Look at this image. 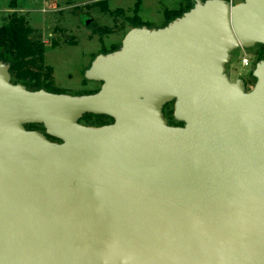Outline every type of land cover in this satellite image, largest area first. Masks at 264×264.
<instances>
[{
    "label": "water",
    "instance_id": "1",
    "mask_svg": "<svg viewBox=\"0 0 264 264\" xmlns=\"http://www.w3.org/2000/svg\"><path fill=\"white\" fill-rule=\"evenodd\" d=\"M258 45L264 0H193L99 54L92 94L0 61V264H264V59L250 90L226 68Z\"/></svg>",
    "mask_w": 264,
    "mask_h": 264
},
{
    "label": "rangeland",
    "instance_id": "2",
    "mask_svg": "<svg viewBox=\"0 0 264 264\" xmlns=\"http://www.w3.org/2000/svg\"><path fill=\"white\" fill-rule=\"evenodd\" d=\"M11 1L0 0V25L13 12L23 16L40 39V47L33 57L42 68L36 67L33 71L41 77V88L70 95L92 94L100 89L101 83L87 80L85 71L99 54L119 49L132 28L163 27L188 7L187 0H16L15 4ZM176 7L179 8L169 10ZM90 18L92 21L87 26ZM244 55L251 59L250 66L242 65ZM260 59H264V47L259 45L234 51L226 65L231 80L242 78L247 89H252L256 82L252 72ZM47 66L53 69L51 77ZM47 79L51 82L43 87ZM12 81L22 83L15 77ZM163 112L169 125H181L173 115L174 102L166 104ZM112 122L109 117L91 113L80 119L81 124L93 127ZM27 129L45 133L42 125H29Z\"/></svg>",
    "mask_w": 264,
    "mask_h": 264
},
{
    "label": "trees",
    "instance_id": "3",
    "mask_svg": "<svg viewBox=\"0 0 264 264\" xmlns=\"http://www.w3.org/2000/svg\"><path fill=\"white\" fill-rule=\"evenodd\" d=\"M11 2L15 4L16 0ZM187 2L188 7L184 12L193 6V0H187ZM184 12L176 17L181 16ZM39 47L40 39L35 37L33 29L27 24L25 18L16 12H13L9 19L0 25V61L10 63L12 77L24 83L30 90L42 89L39 84L41 77L33 71V68H42L41 65L36 64L33 57ZM47 69L51 77L53 69L49 66ZM32 81L34 83H31ZM50 82L51 80L48 79L43 81V87H47Z\"/></svg>",
    "mask_w": 264,
    "mask_h": 264
},
{
    "label": "built area",
    "instance_id": "4",
    "mask_svg": "<svg viewBox=\"0 0 264 264\" xmlns=\"http://www.w3.org/2000/svg\"><path fill=\"white\" fill-rule=\"evenodd\" d=\"M241 63L243 66H250L251 65V59L249 57H246V55H244L242 57Z\"/></svg>",
    "mask_w": 264,
    "mask_h": 264
},
{
    "label": "crops",
    "instance_id": "5",
    "mask_svg": "<svg viewBox=\"0 0 264 264\" xmlns=\"http://www.w3.org/2000/svg\"><path fill=\"white\" fill-rule=\"evenodd\" d=\"M232 4H238V3H241L243 2L244 0H230ZM179 7H176V8H171L169 10H174V9H178ZM164 18H166V13L164 12Z\"/></svg>",
    "mask_w": 264,
    "mask_h": 264
},
{
    "label": "flooded vegetation",
    "instance_id": "6",
    "mask_svg": "<svg viewBox=\"0 0 264 264\" xmlns=\"http://www.w3.org/2000/svg\"><path fill=\"white\" fill-rule=\"evenodd\" d=\"M29 126V125H28ZM27 128V127H26Z\"/></svg>",
    "mask_w": 264,
    "mask_h": 264
}]
</instances>
